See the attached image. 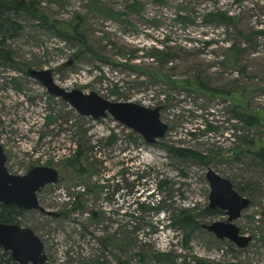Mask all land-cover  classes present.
<instances>
[{"label": "rangeland", "instance_id": "374dc122", "mask_svg": "<svg viewBox=\"0 0 264 264\" xmlns=\"http://www.w3.org/2000/svg\"><path fill=\"white\" fill-rule=\"evenodd\" d=\"M35 1L49 23L17 14L23 29L6 40L17 63L0 64V143L11 172L37 164L59 170V180L37 196L60 216L30 208L13 220L40 236L47 263L142 264L137 252L143 248L145 264H160L153 252L168 249L176 257L162 264H264V167L246 149L250 138L264 145V0H138L139 13L127 11L129 0H102L122 11L121 19L90 9V0ZM212 9L227 11L232 21L203 25L210 22L203 13ZM74 24L80 39L60 32ZM207 36H225L234 46L224 40L201 50L199 39ZM16 65L50 67L55 82L68 89L160 104L168 129L149 143L109 114H80ZM237 112L257 116L258 123ZM112 131L116 140L109 142ZM79 145L86 172L68 162ZM171 145L194 148L207 163L175 157ZM208 167L251 198L233 220L252 237L246 246L201 226L227 217L221 208L204 210ZM157 179L166 181L161 189ZM79 199L82 205L61 211ZM141 204L148 207L143 212ZM180 208L199 221L188 237L171 224ZM105 235L114 236L108 247L100 242Z\"/></svg>", "mask_w": 264, "mask_h": 264}, {"label": "water", "instance_id": "95a60500", "mask_svg": "<svg viewBox=\"0 0 264 264\" xmlns=\"http://www.w3.org/2000/svg\"><path fill=\"white\" fill-rule=\"evenodd\" d=\"M26 74L40 82L49 94L65 100L78 113L93 118L109 114L138 132L149 143L157 142L168 129V123L160 116V104L148 106L132 100H111L94 90L65 88L55 82L52 69L47 66H27ZM5 161L6 154L0 143V202L16 204L26 209H39L54 215L56 211L40 204L37 192L44 185L59 180L58 168L37 164L23 173H14L8 170ZM205 177L209 184L208 206L223 209L227 217L202 223V226L219 238H227L238 246H246L252 237L239 232V227L233 220L249 206L251 198L238 192L228 177L211 167L206 169ZM0 245L3 250L9 251L16 264H48L44 243L30 226L16 221H0Z\"/></svg>", "mask_w": 264, "mask_h": 264}, {"label": "trees", "instance_id": "16d2710c", "mask_svg": "<svg viewBox=\"0 0 264 264\" xmlns=\"http://www.w3.org/2000/svg\"><path fill=\"white\" fill-rule=\"evenodd\" d=\"M35 3H36L35 0H0V64H11L14 66L17 63L11 49L6 44L7 39L17 36L23 29L22 22L16 18L17 14L32 15L40 18L42 22L49 23L45 15L40 12V10L38 9ZM87 5L90 9L98 13H101L103 15H106L108 17H112L114 19H121V14L123 13L120 10H116L113 7H110L102 0H90ZM125 6L128 12L139 13L142 7V3L138 0H129ZM180 17L183 21L188 20V18L183 15H180ZM203 18L205 22L216 21V23H223V24H228L232 21V16L228 14L227 11L220 9H215V10L212 9L210 11H205L203 13ZM64 28L65 29L63 31L60 30V32L64 36L70 38L71 35H75L77 39L78 38L80 39L81 32L78 30L77 24H74L70 29L67 27V25L64 26ZM233 44L230 47H233L234 46ZM16 66L19 69L26 71V68L22 67L21 65H16ZM12 81H14V86L16 88H19V83L14 78L12 79ZM111 92H116V91L112 90ZM236 114L239 117H244L250 125L258 123L257 116L253 114H246V116H244V113L242 112H237ZM107 140L109 142L115 141L116 140L115 132L112 131L110 134H108ZM247 142L248 144L246 149L249 152H251L254 158L258 159L264 167V145H261L260 147H256L255 140L251 138ZM169 152L175 157H180L184 159H188V158L199 159L200 161L207 163L204 154L191 147L171 145L169 147ZM84 157H85L84 149L81 147V145H79L77 149L74 150V153L68 157L69 165L73 166L79 172H86V168L82 165L83 162L82 158ZM154 183L158 189H161V187L166 183V181L163 179H157L156 182L154 181ZM77 197L79 198L78 195ZM80 205H82L81 200L80 199L75 200L71 207L65 208L61 211L67 213ZM145 207L147 206L141 204L142 212L143 210L146 209ZM23 210L24 209L22 207L17 206L15 204L0 202V221H13L16 218V216ZM204 210L209 211L212 209L207 205L205 206ZM97 216L98 214L96 213V211H94L92 213V217L96 218ZM170 217H171V224L176 225L177 227L182 229L185 237H188L190 232L194 228L199 226V221H197L195 215L192 214L191 212H187L185 209L182 208L173 212ZM113 239L114 236L106 237L105 235L100 237V242L104 247H108L107 245L109 240H113ZM117 242L116 244L117 246H119V242L118 243ZM137 254L139 255V259L142 262V264H145L144 258L145 255L147 254L146 251L143 250V248H140ZM152 256L153 259L160 264L170 263L174 261L176 257V255L173 253L171 249L156 250L153 252ZM121 261L128 262V260L124 258ZM0 264H16V262L11 259L9 251L3 250L1 245H0Z\"/></svg>", "mask_w": 264, "mask_h": 264}, {"label": "built area", "instance_id": "2783aa9c", "mask_svg": "<svg viewBox=\"0 0 264 264\" xmlns=\"http://www.w3.org/2000/svg\"><path fill=\"white\" fill-rule=\"evenodd\" d=\"M207 24H209V25H213L214 27L216 26V27H218L219 28V26L220 25H224L225 26V24H223V23H216V22H214V23H210V22H208V23H204L203 25H207ZM186 25V24H185ZM189 41H191V40H193L192 38H187ZM200 49L201 50H207V51H210V50H208L210 47H213L214 45H217V46H219V42L221 41V42H223L224 40H226V41H228V43H229V39L228 38H226L225 36L222 38V39H215V38H212V37H210V36H207V37H200ZM257 40H263V35L262 34H258V36H257ZM232 43H233V41L231 42L230 41V43H229V47L232 45ZM243 43H244V41H243Z\"/></svg>", "mask_w": 264, "mask_h": 264}, {"label": "flooded vegetation", "instance_id": "af4514ba", "mask_svg": "<svg viewBox=\"0 0 264 264\" xmlns=\"http://www.w3.org/2000/svg\"><path fill=\"white\" fill-rule=\"evenodd\" d=\"M4 149V148H3ZM6 154V153H5ZM32 166H34V165H32ZM31 166V167H32ZM30 168V167H29ZM9 204H12V203H9ZM41 204V203H40ZM16 205V204H15ZM42 205V204H41ZM18 206V205H17ZM23 208V207H22ZM46 208V207H45ZM24 210H27V209H30V208H23ZM47 209V208H46ZM216 209H218V207H216ZM39 210V209H38ZM39 211H41V210H39ZM22 212V211H21ZM41 214L42 215H47V216H50V217H54V216H60V214L58 213V212H56V213H54V215H52V214H48V213H46V212H44V211H41ZM201 226H202V223H201ZM203 227V226H202ZM205 228V227H204Z\"/></svg>", "mask_w": 264, "mask_h": 264}, {"label": "bare ground", "instance_id": "6f19581e", "mask_svg": "<svg viewBox=\"0 0 264 264\" xmlns=\"http://www.w3.org/2000/svg\"><path fill=\"white\" fill-rule=\"evenodd\" d=\"M43 241V240H42Z\"/></svg>", "mask_w": 264, "mask_h": 264}]
</instances>
